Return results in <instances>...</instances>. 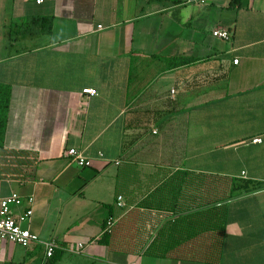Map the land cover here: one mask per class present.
I'll return each mask as SVG.
<instances>
[{"label": "crops", "instance_id": "crops-1", "mask_svg": "<svg viewBox=\"0 0 264 264\" xmlns=\"http://www.w3.org/2000/svg\"><path fill=\"white\" fill-rule=\"evenodd\" d=\"M0 84V140L35 160L0 199L25 200L13 217L33 199L23 227L55 264H264V0H0ZM232 180L261 188L229 197ZM48 261L40 243L0 245V264Z\"/></svg>", "mask_w": 264, "mask_h": 264}, {"label": "trees", "instance_id": "trees-1", "mask_svg": "<svg viewBox=\"0 0 264 264\" xmlns=\"http://www.w3.org/2000/svg\"><path fill=\"white\" fill-rule=\"evenodd\" d=\"M30 20H25L22 24L16 25V24H11L9 27L10 29H18L20 30L22 27L28 28L29 25L31 24ZM38 22V25L44 26L45 23L43 21H34L36 24ZM37 25V24H36ZM51 30V22L47 21L45 28L41 32V34H48ZM29 34H37V33H29ZM11 110H12V105H11V88L8 85H2L0 84V138L1 136H4L8 130V125L9 121L11 120ZM15 159V161H14ZM34 156L33 154L24 151V150H14L11 148H6L3 145V142L0 140V179H14V180H27L33 176L34 173ZM133 175V170L126 169L125 171L123 170V173L131 174ZM183 173L182 178H190L194 180V185L196 187L194 188L195 191L198 192V194H203L205 193V185L203 184V179L204 176L201 175H191V174H186ZM125 175H122L121 172L119 171V182L121 181V185L117 187V194H120L121 192H125V187H126V182L124 184V177ZM135 177V175H133ZM185 180L188 179H183L182 181V186L181 189H187L188 183L185 182ZM185 182V183H184ZM261 188V185L259 183H254L250 181H245V182H239L236 184L235 181H231V186H230V195L229 197H232V194L236 191L240 193H253L258 191ZM119 189V190H118ZM182 194V192H181ZM108 207L110 210V214H112V207L111 206H105ZM112 219V215H110V218ZM108 220V219H107ZM106 220V221H107ZM106 221L102 225V230H104ZM116 228V227H115ZM113 228V230H116ZM112 232H106L103 233L101 238L99 239V243L107 245L109 242V239L111 237ZM61 251L59 250H54L52 256L49 258V261L47 264H55L61 257Z\"/></svg>", "mask_w": 264, "mask_h": 264}, {"label": "built area", "instance_id": "built-area-1", "mask_svg": "<svg viewBox=\"0 0 264 264\" xmlns=\"http://www.w3.org/2000/svg\"><path fill=\"white\" fill-rule=\"evenodd\" d=\"M42 2L43 0H36L37 4H41ZM211 34L214 38L221 41H228L231 37V32L223 28H217L213 30ZM233 64H237V61H233ZM82 92L90 96L95 95V91L90 89H85ZM253 142L259 143L260 139H254ZM67 156L78 168H86L91 165V159L84 157L77 149H69ZM121 201L122 198L118 196V206L121 205ZM24 202L25 200L17 195H11L0 199V245L13 244L28 248L34 243H40L45 251L46 258H50L56 248L55 243L53 241L40 242L36 234L31 233L27 228L23 227L24 224L29 223L33 215L31 207L33 199L31 197L26 199L28 208L22 209L16 217H13L11 208H23ZM112 226L113 220L108 219L103 232H110ZM82 249L83 247L79 245L78 251L80 252Z\"/></svg>", "mask_w": 264, "mask_h": 264}]
</instances>
